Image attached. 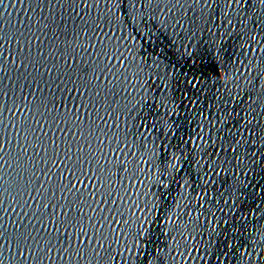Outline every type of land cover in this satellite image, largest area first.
<instances>
[{"label":"snow or ice","instance_id":"snow-or-ice-1","mask_svg":"<svg viewBox=\"0 0 264 264\" xmlns=\"http://www.w3.org/2000/svg\"><path fill=\"white\" fill-rule=\"evenodd\" d=\"M51 2L52 0H29V10L41 11L35 32L31 17L26 18L29 23L24 25L23 31L17 30L12 35L0 32V72L5 73L8 81L5 83L0 79V98L11 100V104L0 103V264H56L57 260L60 264L65 261L67 264H73V261L75 264H80L81 261L84 264H153L148 259V254L136 250L141 239L148 235V228L145 227L147 220L123 219L124 211L118 203L122 197L118 195L119 189L113 182V177L123 180L121 173H141L143 169L138 167L140 163L156 167L152 159L157 155L155 146L149 155L144 139L139 142L131 141V146L127 139L128 132H125L123 140L120 139L119 124L116 121L120 115L128 116L135 110V105L129 108L135 98L130 99L126 95L128 88L132 87L137 93H162L158 101L155 96L152 99L164 106L167 99L164 90L171 87V77L167 72H149L146 78L142 75L146 68L159 69L161 65L159 57L154 54L149 64L148 59L139 51L142 45H138L136 40L138 36H143L147 43H155L160 47L161 54H166L165 47L160 46V35H163L161 30L171 28V36L166 37L167 48L175 49L178 57L199 54L203 60L211 49L201 53L196 47L190 46L196 37L193 29L197 27V22L195 18L189 20V27L186 28L183 22L186 13L180 16L173 13L160 21L157 13L164 12L159 6L160 0H157L156 8L147 15L146 10L152 8L154 0H93L88 7L99 9L103 3V9L98 11L91 24L79 17L83 22L79 31L75 24L79 14L62 18L59 23L51 9V20L49 16L43 15L45 6H50ZM234 2L240 4L241 0ZM259 2L264 4V0ZM76 3L77 0H71V5ZM80 3H85V0H80ZM194 3H200V0H194ZM0 4H3V0H0ZM167 4H171V0H167L166 7ZM177 7L183 11L180 0H175L168 12L171 13ZM72 11L75 13V7ZM67 19L73 20L75 38L79 37L80 32L87 34L89 30L93 35L104 33V38L100 41L101 47L93 57L95 67L86 65L83 68H73L67 65L66 51L61 53V58L66 63L65 69L62 70L55 61L49 67L41 37L53 42L60 39L56 32L59 24ZM153 29H156L155 41ZM48 31L53 32L52 37H48ZM63 32L67 33V27ZM181 32L185 34L181 36ZM33 40L37 42L35 55ZM13 41L16 43L15 52L5 51V44ZM64 42L68 46L73 43L68 39ZM138 56L140 62H137ZM216 59H219V53L216 54ZM101 60L118 61L123 72L117 74L115 64L105 63L104 67H99ZM6 63L14 66L15 79L7 75ZM207 67L211 73L208 80H218L220 77L216 73V66L213 64ZM204 70L200 69L202 72ZM128 73H131L136 84L131 83ZM108 75L113 79L108 80ZM152 75L161 83H150ZM101 77H105L103 87ZM114 81L122 85L118 91L113 90L117 87ZM188 83L196 87L192 81ZM108 84L112 88H107ZM17 87L19 94L16 92ZM236 87L239 89V85ZM102 92L103 100L100 99ZM247 95V101L239 100L235 103L230 91L227 98L223 95L204 97L208 108L216 109L212 113L213 120H208V126H221L217 130L221 142L218 151L225 154V159L219 160L218 165H208L209 171L205 175L219 176L220 172L215 171L216 167H220L221 172H228L225 165L232 164L233 160L236 163L232 167L240 172L248 168L245 159L264 169V154L258 158L256 152L245 151L244 158L237 155L239 148L247 149L257 141L264 146V122L254 123L258 116L264 115V104L259 103L264 100V91L256 93L255 96L251 92ZM120 99L125 101L122 105ZM102 104L103 116L100 114ZM257 106L261 108L260 113L256 112ZM5 113H8L7 122L4 119ZM199 114L203 115V111ZM105 117L114 121L115 131L112 135L106 130L109 126ZM159 123L160 131L163 132L166 122L161 118ZM155 127L152 125V128ZM233 128L236 130L233 131ZM225 131L227 135H221ZM139 135L143 137V133ZM199 138L204 140L203 136ZM106 140L110 141L107 152L104 150ZM112 141L115 142V147L112 146ZM204 142L213 147L216 145V140L211 135ZM133 147L136 151H132ZM178 159L173 153L172 160L167 161L162 170V174L167 173L173 182L175 178L172 173L177 171V167L172 161ZM229 175L232 182L229 184L228 180H224L222 186L228 184L230 196L235 197L231 205L227 200L224 201L225 206L231 209L236 206L242 189L248 185L239 179L236 172ZM158 183L167 187L164 180H158ZM204 183L207 184L208 181ZM114 192L117 193L115 198ZM219 195L223 197L224 193ZM117 217L121 219L118 220ZM132 223L137 225L135 231L132 230ZM112 225H120L118 233ZM113 244L117 245L115 249ZM124 253H131L126 260ZM141 256L144 257L143 260L139 259ZM154 259L157 264H163L158 256Z\"/></svg>","mask_w":264,"mask_h":264},{"label":"water","instance_id":"water-1","mask_svg":"<svg viewBox=\"0 0 264 264\" xmlns=\"http://www.w3.org/2000/svg\"><path fill=\"white\" fill-rule=\"evenodd\" d=\"M92 2L93 0H85V3L81 4L80 0H77L76 5H71V0H52L50 6H45L43 15L49 16L51 20L53 18L49 15V9H51L59 23L62 18L79 14L75 20L78 26L77 31H79V28L83 27V22L79 17H83L91 24L98 11L103 9V3L100 4L99 9L88 7ZM166 3L167 0L159 2L160 8L164 10L163 13H157L159 20L163 21L173 13L177 16L186 13L183 22L187 28L189 27L188 21L195 18L197 27L193 30L196 31V37L190 46L196 47L201 53L207 49H211V52L203 60L199 54L191 57H178L175 49L167 48L166 37L171 36L173 31L171 28L166 31L161 30L163 35H160V46L165 47L166 54H161L160 47H157L155 43L149 44L143 36L137 37L136 43L142 45L139 51L148 59V63L151 64L154 54L159 57L161 65L159 69L146 68L142 75L146 78L149 72L159 71L161 74L167 72L171 77V87L164 90L167 93L164 106H160L152 99L155 96L158 101L162 93H137L132 87H129L126 93L130 99L135 98L132 104H129V108L135 105V110L128 116L120 115L119 120L116 121L119 124L120 139L123 140L125 132H128L129 146L133 140L139 142L144 139L149 155L154 146L157 155L152 158L156 167L140 163L138 167L143 169L141 173L137 175L121 173L120 175L124 177L122 181L113 177V182L119 189L118 195L122 197L118 203L124 211L123 219L147 220L145 227L148 228V235L141 239L136 250L148 254V259L152 260L153 264H157L154 259L157 256L163 264H264V169L245 159L248 168L240 172L232 167L236 163L233 160L232 164L225 165L228 172H221L220 167H216L215 171L220 172L219 176L205 175V172L209 171L208 165H218L219 160L225 159V154L218 151L221 142L217 136V130L221 126L217 128L208 126V120H213L212 113L216 109L215 107L208 108L204 99V97L216 95H223L227 98L230 91L235 98L233 101L235 103L239 100L247 101L249 92L255 96L256 93L264 91V4H261L259 0H247V2L241 0L240 4L235 3L234 0H200L198 4L194 3V0H180L183 11L177 7L173 8L170 13L168 8L175 3V0H171V4H167V7ZM156 4L157 0H154L152 8L146 10L145 15L155 9ZM33 7H35L34 4ZM73 7H75V13L72 11ZM40 15V9H36L35 12L29 10V0H22V2L3 0V4H0V32L12 35L16 34L17 30L23 31L24 25L29 23L27 17H31L32 29L35 32L36 22ZM65 27H67V33L63 32ZM104 32H107V29H104ZM153 33L155 41L156 29H153ZM116 34L119 35V33ZM132 34L136 35L134 31ZM184 34V32L180 33L181 36ZM56 35H59L60 39L54 42L41 37L49 67L55 61L62 70L65 69V60L61 58V53L65 51L67 52V65L73 68H83L86 65L96 66L93 57L96 50L101 47L103 32L93 35L89 30L87 34L80 32L79 37L75 38L73 20L67 19L59 24ZM52 36L53 32L48 31V37ZM65 39L72 40V46L66 45ZM36 43L33 40V55H35ZM15 49V41L4 46L5 51L15 52ZM111 50L109 47V51ZM217 53H219L218 60L216 59ZM137 62H140L139 56ZM105 63L117 65V74L123 72L118 61L101 60L99 67H104ZM213 64L220 77L218 80H208V75L211 73L207 66ZM5 66L7 75L15 79L14 66L7 63ZM201 68L205 70L202 72ZM28 70L31 71V68ZM128 76L131 83L136 84L131 73H128ZM0 79H3L5 83L8 82L4 72H0ZM107 79L112 80L113 78L108 75ZM104 80L105 77H101L102 87ZM189 81H192L196 87L189 84ZM149 82L161 83L155 75H152ZM93 83L95 84L96 81ZM114 83L117 87L113 90L118 91L122 85L118 81ZM236 85H239V89ZM107 88H112V85L108 84ZM107 88L104 90L107 91ZM238 91L239 95H237ZM16 92L19 94L18 87ZM100 99L103 100V92ZM4 102L11 104V100L0 98V103ZM119 102L122 105L125 101L120 99ZM259 103L264 104V100ZM201 110L203 115L199 114ZM256 112H261L259 106L256 107ZM100 114L104 115L103 104ZM161 118L166 122L163 132L160 131L159 120ZM4 119L7 122L8 113L4 114ZM105 119L109 126L106 130L109 135H112L115 131L114 121L108 117ZM257 122H264V115L258 116L254 123ZM152 125L156 127L152 128ZM9 132H11L10 129ZM139 133H143V137ZM209 135L216 140L215 147L204 142L208 140ZM221 135H227V131ZM200 136H203L204 140H201ZM109 143L110 141L107 140L104 142L105 152L108 151ZM111 143L115 147V142ZM132 151L136 149L133 147ZM245 151L256 152L258 158L264 154V146L257 141L255 145L247 149L239 148L237 155L244 158ZM173 153L179 157L178 160L172 161L177 167V171L172 173L175 182L169 178L167 173L162 174L165 163L172 160ZM206 153L212 155L209 156ZM109 155L112 154L109 153ZM228 155L230 156L231 153ZM197 161H199L198 164ZM169 171L171 172V169ZM232 172H236L239 179L243 180L248 187L242 189V195L239 196L236 206L230 209L225 206L224 201L227 200L231 205L235 197L230 196L228 184L222 186V183L224 180H228L229 184L232 182L229 175ZM158 180H164L167 187L158 183ZM204 181L208 183L205 184ZM221 192L224 193L223 197L219 195ZM113 195L115 198L117 193L114 192ZM202 212L205 214L201 215ZM117 219L121 218L117 217ZM111 227L115 228L117 233L120 230V225ZM136 228V223H132V230L135 231ZM112 247L115 249L117 245L113 244ZM130 254L124 253V259L126 260ZM139 259L143 260L144 257L141 256ZM56 264H60V261L57 260ZM64 264H67V261ZM80 264L84 262L81 261Z\"/></svg>","mask_w":264,"mask_h":264}]
</instances>
